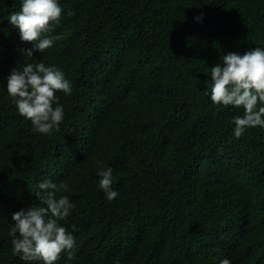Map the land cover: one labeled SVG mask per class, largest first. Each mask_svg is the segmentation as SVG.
I'll return each mask as SVG.
<instances>
[{
	"label": "trees",
	"instance_id": "1",
	"mask_svg": "<svg viewBox=\"0 0 264 264\" xmlns=\"http://www.w3.org/2000/svg\"><path fill=\"white\" fill-rule=\"evenodd\" d=\"M58 3L44 34L58 39L27 60L72 86L56 94L60 131L43 134L7 92L33 45L8 21L22 0H0V264H40L13 254L10 232L13 213L43 206L45 180L75 205L60 222L73 259L57 264H264V127L236 138L243 109L214 105L209 87L223 55L264 48V0Z\"/></svg>",
	"mask_w": 264,
	"mask_h": 264
},
{
	"label": "clouds",
	"instance_id": "2",
	"mask_svg": "<svg viewBox=\"0 0 264 264\" xmlns=\"http://www.w3.org/2000/svg\"><path fill=\"white\" fill-rule=\"evenodd\" d=\"M62 12L58 0H22L20 10L10 14L8 19L19 29L21 40L33 47L26 50L25 66L12 70L7 77V92L19 115L31 121L34 131L43 134L60 131L64 108L56 94L71 95L72 86L57 66L27 63V60L33 58L34 51L43 54L58 39L44 34L53 31L52 26L59 23ZM210 77V98L214 105L243 109V115L234 116L231 121L236 138L248 128L264 127V48L255 47L242 55L235 52L223 55L221 62L211 68ZM112 172V168L103 166L98 171L99 187L108 201L119 195L112 188ZM37 188L43 195L41 191L34 195L43 206L34 204L12 214L13 254L24 261L57 264L67 252L68 260H72L75 240L60 222L66 221L75 205L68 196L57 195L67 192L68 185L45 180ZM220 264H230V260L225 258Z\"/></svg>",
	"mask_w": 264,
	"mask_h": 264
}]
</instances>
